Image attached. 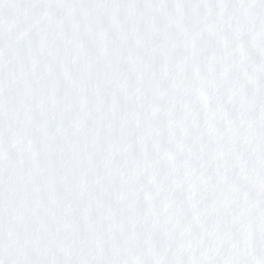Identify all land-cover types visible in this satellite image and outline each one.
Here are the masks:
<instances>
[{
  "label": "snow or ice",
  "instance_id": "1",
  "mask_svg": "<svg viewBox=\"0 0 264 264\" xmlns=\"http://www.w3.org/2000/svg\"><path fill=\"white\" fill-rule=\"evenodd\" d=\"M0 264H264V0H0Z\"/></svg>",
  "mask_w": 264,
  "mask_h": 264
}]
</instances>
